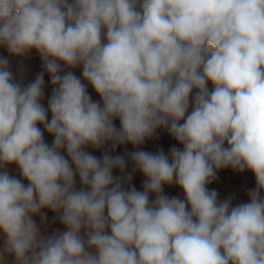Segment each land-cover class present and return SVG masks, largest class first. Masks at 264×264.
<instances>
[{
    "label": "clouds",
    "instance_id": "9594fccd",
    "mask_svg": "<svg viewBox=\"0 0 264 264\" xmlns=\"http://www.w3.org/2000/svg\"><path fill=\"white\" fill-rule=\"evenodd\" d=\"M0 47L43 67L0 56V264H264V0H0ZM158 129L182 147L112 155ZM224 168L247 202L209 190Z\"/></svg>",
    "mask_w": 264,
    "mask_h": 264
},
{
    "label": "rangeland",
    "instance_id": "374dc122",
    "mask_svg": "<svg viewBox=\"0 0 264 264\" xmlns=\"http://www.w3.org/2000/svg\"><path fill=\"white\" fill-rule=\"evenodd\" d=\"M0 56L7 57L9 59L12 71H13L14 75H16L17 77H19V69L21 67H23L25 83H29V82L33 81L35 79V77L37 76V74L40 73L41 71H43L42 61H41L38 53L35 52V50H33L29 55H27L23 58H18V57L9 56L7 51L4 48L0 47ZM73 71L75 72V74L78 77L82 78V76H81L82 68H76ZM51 91H52V85L50 83V77L48 76L47 73H45V99H44V101H42V103L45 105V107L47 106V99H48V97H50ZM88 91H89L90 95L92 96L93 100H99V97L97 96V94L91 88L90 85L88 86ZM49 118H50V114H49ZM114 123L116 124L117 127H119V120H116ZM156 134H160L162 136L164 135L163 136L164 145L161 149H163L165 154H168L170 148H172L173 146H175L177 148L182 147V145H180L170 134L164 133L163 130L157 131ZM165 134L168 135L169 137L166 136ZM44 137H45V141L47 143L51 144L53 137L50 136L46 131L44 132ZM161 149L147 147L145 145V143L140 145L139 149L135 148L131 144H126V145L118 146L116 148L115 152L112 153V155H124L126 152H132V151H136V150L157 152ZM88 151L91 152L92 154L96 155L97 157H100L103 154L104 149L96 150V149L89 148ZM65 155H66V153H65ZM9 167H11L8 170L10 172V174L17 176L19 178L18 168L15 165H11ZM127 171L132 174L131 184H133V182H138V180L144 181V179H145L144 176L138 170H134V166L131 163L130 159L128 161ZM114 175H120V172L118 169L114 170ZM215 179L217 181H219L222 185H225V186H223L225 188H223L221 186L222 190L224 189V191H228L230 193L232 191V188L235 189L234 191H232V194L230 193L227 196L232 197L233 200L235 199L237 201V203H238V201H239V203H240V201H241V203L247 202L249 199V196H248L249 190L254 189L255 185H256L254 175L250 171H247V170H245L243 172H238V171H235L231 168H224V169L219 170L216 173ZM25 183H27V181H25ZM78 186H79V178L77 177V187ZM177 187L178 186H175V185H171V186L165 185L164 186V194H166L170 197L174 196L175 192L178 190ZM34 219H36L37 224L39 225L40 224L39 216L35 217ZM54 222H53L54 226H57L58 221L56 220ZM50 224L51 223H49V225ZM46 225L47 224H45L44 228L48 227V225L47 226ZM44 228H42V229H44ZM49 228H51V226L46 228V229H49ZM61 228H62L61 229L62 231L65 230V228L62 224H61ZM46 229H45L46 234H50V233L54 232V230H46Z\"/></svg>",
    "mask_w": 264,
    "mask_h": 264
},
{
    "label": "crops",
    "instance_id": "0c3cea01",
    "mask_svg": "<svg viewBox=\"0 0 264 264\" xmlns=\"http://www.w3.org/2000/svg\"><path fill=\"white\" fill-rule=\"evenodd\" d=\"M209 87L211 88V84H209ZM190 110H191V108H190ZM160 130H163V132L164 133H166V134H169L168 133V131L167 130H165V129H158L157 131H160ZM165 134V135H166ZM164 136V135H163ZM166 136H168V135H166ZM169 137V136H168ZM9 168H11V167H8V169L7 170H9ZM10 173V172H9ZM132 185H134L136 188H137V190H142L143 189V180L142 181H139L138 180V182H133V184ZM223 186H225V185H222L219 181H217L216 179H214V181L212 182V183H210L209 185H208V188H209V190H212V189H214V190H216L217 191V193H218V198L220 199V200H224V199H226V198H228L229 196H227V195H229L230 193L232 194V191H234L235 189L234 188H232V191L229 193L228 191H224V189L222 190V187ZM79 187V186H78ZM178 188V190L175 192V194H174V196H177V197H179V198H181V199H183L184 198V194H183V192H182V190L179 188V187H177ZM176 188V189H177ZM223 188H225V187H223ZM175 191V190H174ZM238 191V190H237ZM170 197V196H169ZM232 202H233V205H235V204H237V201L234 199H232ZM238 203H239V201H238ZM240 203H241V201H240ZM46 213H47V222L45 223V224H47L48 225V227H50L51 226V228H49V229H46V228H48V227H45L44 228V226H45V224L44 225H42V228H44V229H42L43 231H45V229L46 230H54V231H56V230H59V231H62L61 229V223L58 221L57 222V226H54V221H56V219H55V214L53 213V212H51L50 210H47V209H45L44 210ZM51 223L50 225H49V223ZM54 222V223H53ZM46 225V226H47ZM0 244H2V241H0ZM9 259H11V258H9Z\"/></svg>",
    "mask_w": 264,
    "mask_h": 264
},
{
    "label": "built area",
    "instance_id": "2783aa9c",
    "mask_svg": "<svg viewBox=\"0 0 264 264\" xmlns=\"http://www.w3.org/2000/svg\"><path fill=\"white\" fill-rule=\"evenodd\" d=\"M145 145L150 148L161 149L164 145V138L160 134H156L153 138L145 141Z\"/></svg>",
    "mask_w": 264,
    "mask_h": 264
},
{
    "label": "trees",
    "instance_id": "16d2710c",
    "mask_svg": "<svg viewBox=\"0 0 264 264\" xmlns=\"http://www.w3.org/2000/svg\"><path fill=\"white\" fill-rule=\"evenodd\" d=\"M138 10H140V9H139V6H138Z\"/></svg>",
    "mask_w": 264,
    "mask_h": 264
}]
</instances>
